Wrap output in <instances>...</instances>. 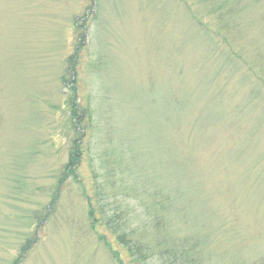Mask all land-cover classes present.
Wrapping results in <instances>:
<instances>
[{
	"label": "rangeland",
	"instance_id": "1",
	"mask_svg": "<svg viewBox=\"0 0 264 264\" xmlns=\"http://www.w3.org/2000/svg\"><path fill=\"white\" fill-rule=\"evenodd\" d=\"M263 79L264 0H0V264H127L105 179L138 212L166 183L205 264H264Z\"/></svg>",
	"mask_w": 264,
	"mask_h": 264
},
{
	"label": "trees",
	"instance_id": "2",
	"mask_svg": "<svg viewBox=\"0 0 264 264\" xmlns=\"http://www.w3.org/2000/svg\"><path fill=\"white\" fill-rule=\"evenodd\" d=\"M71 75L74 78L73 74ZM261 83L264 85V79ZM70 110L76 111V106L72 105ZM74 147L57 183L58 187L51 204L57 199L60 186L78 169L81 160V153H78L79 144H75ZM99 183L93 195L86 198L87 218L91 227L101 226L113 236L114 243L123 251L127 264H205L201 258L199 242L172 240L170 233L172 224L165 215L172 213L175 206L178 209L177 205L180 204L176 195L169 192L166 183L160 185V192H154L149 196V205H144L140 212L124 204L123 198L137 197L126 191L124 193L117 181L105 179ZM134 192L136 193L135 190ZM33 245L34 239H26L13 264H20ZM106 246L117 264H126L120 252L109 243Z\"/></svg>",
	"mask_w": 264,
	"mask_h": 264
}]
</instances>
